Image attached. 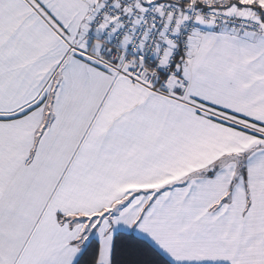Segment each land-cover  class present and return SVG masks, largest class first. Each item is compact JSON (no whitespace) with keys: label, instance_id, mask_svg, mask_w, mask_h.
<instances>
[{"label":"snow or ice","instance_id":"snow-or-ice-1","mask_svg":"<svg viewBox=\"0 0 264 264\" xmlns=\"http://www.w3.org/2000/svg\"><path fill=\"white\" fill-rule=\"evenodd\" d=\"M0 264H264V0H0Z\"/></svg>","mask_w":264,"mask_h":264}]
</instances>
